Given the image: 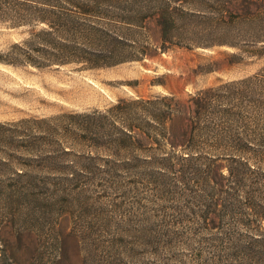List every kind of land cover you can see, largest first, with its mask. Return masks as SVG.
I'll list each match as a JSON object with an SVG mask.
<instances>
[{"label": "rangeland", "instance_id": "obj_1", "mask_svg": "<svg viewBox=\"0 0 264 264\" xmlns=\"http://www.w3.org/2000/svg\"><path fill=\"white\" fill-rule=\"evenodd\" d=\"M121 1L154 11L152 0ZM172 1L179 14L193 13L185 24L199 28L200 47L92 70L0 62V227L36 238L28 253L14 255L20 263L237 264V244L260 233L248 214L264 206V56H257L264 43L253 46L250 33L264 37V27L245 22L252 15L237 0V37L228 40L224 28L207 24L209 2ZM120 26L141 47L162 42L154 20ZM42 27L0 20V59ZM219 88L224 107L230 99L237 108L211 119L223 130L234 123L235 135L210 128L217 138L181 173L159 174L136 158L127 163L82 137H90L83 115L119 101ZM241 143L256 148L240 151ZM25 190L21 199L14 195Z\"/></svg>", "mask_w": 264, "mask_h": 264}, {"label": "trees", "instance_id": "obj_2", "mask_svg": "<svg viewBox=\"0 0 264 264\" xmlns=\"http://www.w3.org/2000/svg\"><path fill=\"white\" fill-rule=\"evenodd\" d=\"M198 1L211 4L212 11L203 15L210 29L220 32L224 28L222 34L228 40L237 37L235 31L240 19L236 13L237 0ZM243 1L245 15H252V19L246 17L245 22L262 29L264 0ZM149 3L155 4L152 12L140 5L141 8H127L121 0H0V20H8L13 27L44 25L38 31H31L22 43L15 44L0 62L13 67L22 64L36 68L79 65L82 69L92 70L142 62L155 54L168 53L173 47L191 49L201 46L195 43L200 36L199 28L195 25L188 29L185 24L193 13L181 11L183 13L179 14L172 0H152ZM251 5L256 7L254 14L250 13ZM150 20H154L158 27L162 41L159 46L141 47L128 41L119 31L120 25H128V30H133L131 28L142 27ZM110 24L118 26L113 29ZM250 34L255 38L250 42L253 46L264 43V37H258V33ZM226 44L235 49L239 47L231 41ZM260 50L258 57L264 56V45ZM237 57L233 55L238 63L240 59ZM220 89H206L186 97L171 93L162 97L119 101L104 112L83 115V132L90 137L85 133L82 137L97 149L107 150L127 163L136 158L153 172L181 173L185 163L203 154V145L209 139L217 138L210 128L217 131L219 125L211 116L221 112L231 114L237 108L230 99L224 107L223 96L218 94ZM220 104H223L221 110ZM225 124L230 129L219 130L235 135L232 131L234 123ZM255 148L254 143L238 145V149L244 152ZM146 153L153 154V157H142ZM26 192L14 195L21 199ZM248 215L255 219L251 223H257L256 230L260 233L237 244L242 253L237 264H264V206ZM35 245L32 232L23 229L14 232L7 226L0 227V264H9L10 260L22 264L14 255L22 256Z\"/></svg>", "mask_w": 264, "mask_h": 264}]
</instances>
